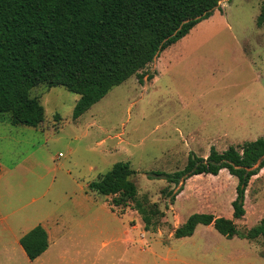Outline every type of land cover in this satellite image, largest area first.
<instances>
[{
	"label": "rangeland",
	"instance_id": "rangeland-1",
	"mask_svg": "<svg viewBox=\"0 0 264 264\" xmlns=\"http://www.w3.org/2000/svg\"><path fill=\"white\" fill-rule=\"evenodd\" d=\"M262 2L220 0L212 16L141 72L144 83L130 77L79 119V95L45 85L32 90L45 108L40 126L0 117V264H31L14 239L38 224L57 241L35 264H264L262 236L229 239L202 224L192 236L174 235L196 212L233 217L237 179L227 170L187 179L174 202L166 193L181 184L154 174L184 168L191 152L207 157L212 147L224 151L264 136ZM126 161L139 197L163 213L155 230L145 229L133 202L114 206L113 196L89 188ZM245 208L235 219L240 231L264 217V168L249 183ZM138 221L139 229L130 227Z\"/></svg>",
	"mask_w": 264,
	"mask_h": 264
},
{
	"label": "trees",
	"instance_id": "trees-1",
	"mask_svg": "<svg viewBox=\"0 0 264 264\" xmlns=\"http://www.w3.org/2000/svg\"><path fill=\"white\" fill-rule=\"evenodd\" d=\"M219 5L220 0H0V117L9 115L13 125L40 126L45 108L32 90L45 85L63 86L79 95L73 111L78 119L130 77L136 75L144 83L141 72ZM263 24L264 0L258 17V25ZM263 168L261 136L224 151L212 147L207 157L191 152L184 168L154 173L170 184H181L166 193L172 202L192 176H216L225 169L237 179L232 218L196 212L175 229V237L192 236L202 224L213 225L229 239L264 238V217L247 231H240L235 222L245 216L247 188ZM135 174L129 161L118 162L89 188L113 196L114 206L133 202L145 229L155 230L163 213L139 197ZM20 244L34 260L48 248V232L39 224L21 237Z\"/></svg>",
	"mask_w": 264,
	"mask_h": 264
},
{
	"label": "crops",
	"instance_id": "crops-1",
	"mask_svg": "<svg viewBox=\"0 0 264 264\" xmlns=\"http://www.w3.org/2000/svg\"><path fill=\"white\" fill-rule=\"evenodd\" d=\"M158 65V63L156 62V66ZM156 74H157V72H156ZM155 74V75H156ZM155 75H154V77H155ZM153 77V78H154ZM153 78H152V80H153ZM81 117V116H80ZM79 117V118H80ZM78 118V119H79ZM219 133V132H218ZM204 137V139L207 141V140H211L212 138H214L213 136H211V135H204L203 136ZM212 137V138H211ZM112 210V212L113 213H115L116 215H119V216H122V215H124V214H127V213H130V212H117V211H115V210H113V209H111ZM130 224V227L131 228H133V229H136V228H140L141 227V225H142V223L140 222V221H138L136 224H134L133 222H131V223H129ZM39 225V224H38ZM42 225V224H41ZM201 225V224H200ZM37 226V225H36ZM44 226V225H43ZM213 226V225H212ZM35 226H33V228H34ZM45 227V229L47 230V232H48V239H49V246H48V248L42 253V254H40L38 257H36L34 260H31V259H29V257L27 256V254H26V252H25V250L23 249V247H22V245L20 244V239H21V237L23 236V235H25L27 232H29L31 229H33V228H29V229H27V231H25V232H23V234H17L16 236H15V239H14V242L15 243H19L20 244V247L18 248V251L22 254V256L24 257V259H26V260H29L30 261V263L31 264H35L36 262H41L47 255H48V252H49V250H50V245H51V243H55V241H57V239L56 240H54V238H55V236L53 237L52 236V233H51V230L48 228V226H44ZM198 227V226H197ZM137 229V231H138V233H140V230H138ZM197 229V228H196ZM54 231V230H53ZM196 231V230H195ZM127 232H130V230H128ZM237 237V236H236ZM104 243V245H106L107 244V242L106 241H104L103 242Z\"/></svg>",
	"mask_w": 264,
	"mask_h": 264
}]
</instances>
